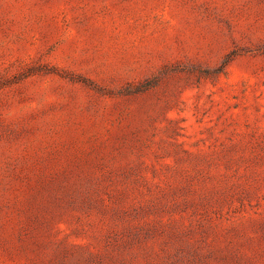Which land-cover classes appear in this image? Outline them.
I'll return each mask as SVG.
<instances>
[{
  "label": "rangeland",
  "instance_id": "obj_1",
  "mask_svg": "<svg viewBox=\"0 0 264 264\" xmlns=\"http://www.w3.org/2000/svg\"><path fill=\"white\" fill-rule=\"evenodd\" d=\"M0 264H264V0H0Z\"/></svg>",
  "mask_w": 264,
  "mask_h": 264
}]
</instances>
